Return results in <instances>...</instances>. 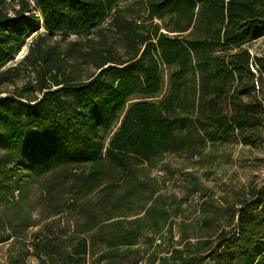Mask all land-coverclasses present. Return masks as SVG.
Instances as JSON below:
<instances>
[{"label":"trees","instance_id":"1","mask_svg":"<svg viewBox=\"0 0 264 264\" xmlns=\"http://www.w3.org/2000/svg\"><path fill=\"white\" fill-rule=\"evenodd\" d=\"M126 1L0 0V69L35 35L23 60L0 70V85L28 66L35 74L0 91L7 264L31 255L42 264H86L94 245L92 264H137L136 241L152 244L164 230L162 264H264V183L239 206L207 207L226 222L199 228L215 238L180 221L174 240L182 202L151 175L156 167L176 173L168 155L193 161L263 125L256 81L264 57L250 44L264 36V0ZM56 34L82 40L46 42ZM34 185L47 211L40 218L26 207ZM62 185L68 193L58 200ZM70 211L81 216L74 226L51 219Z\"/></svg>","mask_w":264,"mask_h":264},{"label":"rangeland","instance_id":"2","mask_svg":"<svg viewBox=\"0 0 264 264\" xmlns=\"http://www.w3.org/2000/svg\"><path fill=\"white\" fill-rule=\"evenodd\" d=\"M136 0H129L121 3L123 6H128ZM138 10L137 6H134ZM130 9L126 12L127 15L134 13ZM109 19L100 23V26H106ZM44 31V29H42ZM35 35L31 36L25 43L24 47L10 63L3 66L0 70H5L12 66H17L24 56L29 52V47ZM81 36L69 35L64 36L56 34L48 36L46 42L62 41L67 42L80 41ZM250 48L254 52H258L260 57H264V36L250 44ZM28 69L21 70V77L14 84L0 85L2 95L11 93L15 87H22L25 81L33 79L35 74ZM164 76V91L168 89L169 71H163ZM257 93L262 98L263 106L261 114L264 118V77L256 81ZM164 161L176 169V173L170 171H159L158 167L151 171V175L160 176V181L165 187L164 191L174 193L182 202L181 213L173 219V239L177 240L181 236L179 227L180 221L186 223H194L197 234L213 233L212 238H215L213 229H218L225 226L226 222L222 216H211L210 208L207 207H224L229 204L240 205V199L248 198L251 192L256 187H260L264 183V123L258 125L245 132L244 135L235 137L227 144L210 145L205 152L193 161L183 158L168 155ZM37 185L33 186L32 193L28 197V205L26 206L33 218L46 216V209L36 203ZM68 193L67 185H62L56 193V199L60 200ZM66 194V195H65ZM91 198L94 195H90ZM205 202H208L206 204ZM203 207V205H205ZM135 207V205H133ZM134 211V210H132ZM81 216L75 211L63 212L53 216L51 219L61 220L62 224L72 226L75 225ZM209 222L212 230L199 229L203 223ZM38 227L34 228L36 230ZM188 231L192 233V228ZM169 233L164 230L159 235H156L154 243L148 242L145 236L139 238L135 246L140 247L141 259L137 264H162L160 257L168 251ZM10 241L0 243V264H7V251ZM19 244L16 245V248ZM99 245H94L90 248V253L87 256L86 264H92V260L99 251ZM26 264H42V262L34 255L26 259ZM103 264V263H102Z\"/></svg>","mask_w":264,"mask_h":264},{"label":"built area","instance_id":"3","mask_svg":"<svg viewBox=\"0 0 264 264\" xmlns=\"http://www.w3.org/2000/svg\"><path fill=\"white\" fill-rule=\"evenodd\" d=\"M15 195H16V198H18V193H17V192H16V194H15Z\"/></svg>","mask_w":264,"mask_h":264},{"label":"bare ground","instance_id":"4","mask_svg":"<svg viewBox=\"0 0 264 264\" xmlns=\"http://www.w3.org/2000/svg\"><path fill=\"white\" fill-rule=\"evenodd\" d=\"M23 47H24V45H23Z\"/></svg>","mask_w":264,"mask_h":264}]
</instances>
